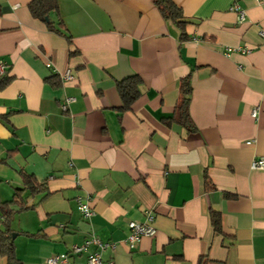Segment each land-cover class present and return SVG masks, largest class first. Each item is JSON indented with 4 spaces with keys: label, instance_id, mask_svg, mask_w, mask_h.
<instances>
[{
    "label": "crops",
    "instance_id": "crops-1",
    "mask_svg": "<svg viewBox=\"0 0 264 264\" xmlns=\"http://www.w3.org/2000/svg\"><path fill=\"white\" fill-rule=\"evenodd\" d=\"M30 1L0 0L9 80L0 87V200L20 189L30 207L9 221L19 262L45 264L93 234L116 243L102 253L114 264H264V168H250L264 157V0H172L187 22L184 42L157 0H57L51 20L65 36L33 18ZM237 46L252 51L224 55ZM67 70L74 79L65 82ZM131 75L141 95L120 115L116 81ZM187 75L195 133L164 122ZM76 197L89 200V221ZM147 211L155 235L129 250L128 223Z\"/></svg>",
    "mask_w": 264,
    "mask_h": 264
},
{
    "label": "trees",
    "instance_id": "trees-1",
    "mask_svg": "<svg viewBox=\"0 0 264 264\" xmlns=\"http://www.w3.org/2000/svg\"><path fill=\"white\" fill-rule=\"evenodd\" d=\"M120 1V0H119ZM161 15L165 20L171 21L180 31L179 41L184 42L188 40V36L185 32V21L181 9L172 0H157L155 2ZM28 10L31 16L45 24L48 31L65 36L63 29V23L58 19L57 23L51 20L52 14L58 12L57 0H31L28 4ZM67 39L68 36H66ZM8 79L0 80V87L5 86L8 83ZM142 80L138 75H131L123 80L116 81V90L119 95L121 105L118 108L120 115L129 112L132 109V105L139 99L140 87ZM179 98L174 107V111L171 117L166 118L164 122L166 125L177 124L186 129L188 133H195L197 131L195 125L189 114V104L191 100V85L190 75L181 79L178 86ZM25 189L30 193L36 192L38 189V183L31 175H24ZM206 189H211V183L209 180L205 182ZM23 190H15L14 197L10 201L0 200V256L5 257L8 264H21L15 255V247L11 239L12 232L9 228V221L12 216L30 207L19 203V197ZM225 197L233 198L235 195L226 194ZM211 225L215 232H221V217L217 212L210 213Z\"/></svg>",
    "mask_w": 264,
    "mask_h": 264
},
{
    "label": "built area",
    "instance_id": "built-area-1",
    "mask_svg": "<svg viewBox=\"0 0 264 264\" xmlns=\"http://www.w3.org/2000/svg\"><path fill=\"white\" fill-rule=\"evenodd\" d=\"M260 2L261 0H255ZM230 10L237 14L238 22L242 23L245 21V12L237 5L234 4ZM261 36L263 32H260ZM252 51L249 47H225L224 55L229 56L233 53H238L241 55L249 54ZM49 66V64H47ZM5 67L0 62V80L5 75ZM61 79L65 82L72 81L74 79L70 70L65 71L61 76ZM74 102V98L67 97L64 102L61 104V111L65 112L68 109L70 103ZM259 112V108H254L251 111V117L256 118ZM253 141H247L246 145H251ZM250 168L253 170H259L264 168V157H260L258 159H254L251 162ZM75 202L77 205V210L81 215L82 219L85 221H89L93 215L94 211L90 205L88 199H83L81 197H76ZM153 215L150 211H147L144 216V220L142 222H129L128 230L129 233L126 239L123 241L124 244L128 247L129 250L135 248V246L141 241L143 238H152L155 235V229L152 226ZM91 247L94 248L93 251L88 252L87 258L84 262L72 263L71 260L74 257L85 253ZM116 247V243L112 242H102L95 235L91 234L82 245H76L71 247V249L66 253L51 255L45 260V264H114L112 260H103L102 253L106 250H113Z\"/></svg>",
    "mask_w": 264,
    "mask_h": 264
},
{
    "label": "water",
    "instance_id": "water-1",
    "mask_svg": "<svg viewBox=\"0 0 264 264\" xmlns=\"http://www.w3.org/2000/svg\"><path fill=\"white\" fill-rule=\"evenodd\" d=\"M15 238V234H12V239Z\"/></svg>",
    "mask_w": 264,
    "mask_h": 264
}]
</instances>
